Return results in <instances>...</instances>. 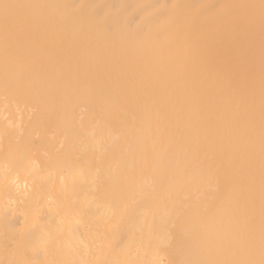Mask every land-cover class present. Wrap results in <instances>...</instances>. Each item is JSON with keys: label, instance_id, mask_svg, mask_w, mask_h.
<instances>
[{"label": "bare ground", "instance_id": "1", "mask_svg": "<svg viewBox=\"0 0 264 264\" xmlns=\"http://www.w3.org/2000/svg\"><path fill=\"white\" fill-rule=\"evenodd\" d=\"M0 264H264V0H0Z\"/></svg>", "mask_w": 264, "mask_h": 264}]
</instances>
